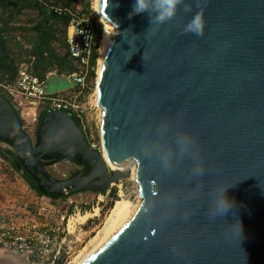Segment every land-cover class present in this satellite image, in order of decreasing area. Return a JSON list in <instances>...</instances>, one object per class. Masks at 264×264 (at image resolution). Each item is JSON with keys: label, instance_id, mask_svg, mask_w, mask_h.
Returning a JSON list of instances; mask_svg holds the SVG:
<instances>
[{"label": "water", "instance_id": "water-1", "mask_svg": "<svg viewBox=\"0 0 264 264\" xmlns=\"http://www.w3.org/2000/svg\"><path fill=\"white\" fill-rule=\"evenodd\" d=\"M98 3L118 32L102 63L101 140L121 168L110 170L66 111L40 115L33 137L1 93L0 142L49 197L102 193L136 165L138 199L82 264H264V0H180L151 25L147 13L129 18L134 0ZM197 14L202 37L185 32ZM73 88L66 75L46 78L49 94ZM50 155L86 175L55 178L40 161ZM225 189L230 210L218 214Z\"/></svg>", "mask_w": 264, "mask_h": 264}, {"label": "built area", "instance_id": "built-area-1", "mask_svg": "<svg viewBox=\"0 0 264 264\" xmlns=\"http://www.w3.org/2000/svg\"><path fill=\"white\" fill-rule=\"evenodd\" d=\"M56 11L71 19L73 35L68 43L76 70L66 77L77 92L49 94L46 80L36 76L25 64L19 68L15 85L0 84V87L10 94L16 109L27 104L35 110L43 106L48 112L55 109L66 111L78 122L90 145L102 151V147L95 142V132L100 130L101 134L100 107L96 99H92L97 89L101 46L96 64L92 60L98 45L96 29L104 23L96 9L85 13L84 8L77 6L58 8ZM91 74H94L92 87L87 83ZM93 108L98 111L97 121L89 119L87 111ZM0 150L12 149L0 142ZM67 203L68 206H65L64 200L56 201L37 195L29 202L22 200L0 206V253H16L24 264H72L75 252L83 243L80 237L83 222L78 221L83 210L77 205L73 206V201Z\"/></svg>", "mask_w": 264, "mask_h": 264}, {"label": "trees", "instance_id": "trees-1", "mask_svg": "<svg viewBox=\"0 0 264 264\" xmlns=\"http://www.w3.org/2000/svg\"><path fill=\"white\" fill-rule=\"evenodd\" d=\"M78 5L84 6L85 13L90 12L88 0H0V84L15 85L19 68L24 64L42 80H46L51 72L69 75L76 70L68 43L71 19L68 15L59 14L56 9L74 8ZM102 31L103 25L100 24L96 29L98 45L95 47L93 64H96L99 55ZM93 77L94 74H91L87 80L90 87L93 86ZM0 93L13 103L10 94L1 87ZM40 109V115L48 112L47 108ZM50 157L54 158L52 155ZM0 158L10 163L14 171L20 172L26 184L37 195L56 201L63 199L49 197L40 192L35 180L18 168L19 162L14 152L0 150ZM68 159L75 161L71 157ZM105 192L107 190L102 193ZM116 198L117 194L114 190L111 194L112 202L108 207L113 205Z\"/></svg>", "mask_w": 264, "mask_h": 264}, {"label": "rangeland", "instance_id": "rangeland-1", "mask_svg": "<svg viewBox=\"0 0 264 264\" xmlns=\"http://www.w3.org/2000/svg\"><path fill=\"white\" fill-rule=\"evenodd\" d=\"M90 2V11L94 12L96 9L95 0H88ZM84 8L83 5H78ZM102 19V18H101ZM103 21V20H102ZM104 23V22H103ZM105 34L111 32V28L104 23ZM104 33V31H103ZM104 34V35H105ZM103 36V35H102ZM103 38V37H102ZM102 41V40H101ZM95 100L94 98H92ZM41 106L40 108H42ZM37 109L38 120L40 116V110ZM23 119L24 128L35 137V132L38 126V121L36 125H31L29 123V118H32L33 108L29 105H24L17 109ZM35 110V109H34ZM89 119L92 121H97L96 116L98 111L93 109H88ZM95 142L102 147L103 153V143L101 140L100 130L98 133L95 132ZM78 168L76 164L70 162L69 160H64L58 164L49 168L51 174L58 178H67L74 170ZM135 168L133 163L130 167L131 171ZM116 190L117 198L111 207L108 204L112 202L111 194ZM138 195V184L135 178H132V174L128 179H124L116 184H113L105 193H95V192H81L64 199L65 206H68V201H73V206H79L83 210V216L87 217L81 220L82 217L78 218L79 222H83L81 239L82 244L77 249L74 254V262L72 264H77L85 256H87L95 246L101 241L105 236L108 228L113 224L114 220L117 219L118 209L124 202H134ZM37 193L33 191L25 182L21 173L16 172L12 169L10 163L5 160L0 159V206H8L10 202H21L22 200L31 201ZM89 214V215H88ZM0 264H24L21 256L16 253L11 252H1L0 253Z\"/></svg>", "mask_w": 264, "mask_h": 264}, {"label": "clouds", "instance_id": "clouds-1", "mask_svg": "<svg viewBox=\"0 0 264 264\" xmlns=\"http://www.w3.org/2000/svg\"><path fill=\"white\" fill-rule=\"evenodd\" d=\"M180 0H134L132 11L129 13V18L141 13H147L149 16V22L151 24H163L166 21L173 18L176 11V6ZM104 5L99 4L98 9L103 8ZM118 28V25H117ZM206 28V21L202 14L195 15L189 24L185 28V32L192 33L197 37L204 35ZM115 34H118L116 32ZM114 34V35H115ZM131 59V56H129ZM145 59V57H143ZM178 142L187 146L190 143V139L187 136L178 138ZM163 162L165 166H168V154H163ZM230 198L227 196V190H224L223 196L218 198L215 202V210L218 214H226L230 210ZM236 235H242V224L238 222L235 227Z\"/></svg>", "mask_w": 264, "mask_h": 264}, {"label": "bare ground", "instance_id": "bare-ground-1", "mask_svg": "<svg viewBox=\"0 0 264 264\" xmlns=\"http://www.w3.org/2000/svg\"><path fill=\"white\" fill-rule=\"evenodd\" d=\"M98 5H99L98 0H95L96 11L99 13ZM103 22L107 26H109L111 28V32L108 33V34H105V30H104V33H103V36H102L103 38H102V41H101V49H100L101 55L99 57V62H100L99 77H98V82H97V89H96V92H95L96 101L98 100V97H99V94H100V82H101V71H102L103 58H104L105 52H106L111 40H112V37H113V35L115 33V27L113 25L105 22L104 20H103ZM99 114H100V118L102 119V110H101V108H100ZM103 156H104V159L107 162V165L109 166L110 170H117V169L121 168V164L120 163L115 162L113 159H111L109 157V155L107 154L106 149H105L104 146H103ZM132 178L136 179V165H135V168L132 169ZM137 199H138V197H137ZM137 199H135V201ZM135 201L134 202H128V203L124 202L119 207L117 219H115L113 224L108 228V230L106 231L105 236L101 239V241L97 244V246H95L94 249L87 256H85V258H83L81 261H79L77 264H82L104 242V240L108 237V235L112 232V230L116 227V225L124 217V215L127 213V211L135 204ZM86 217H87V215L83 216L82 219L81 218L80 219L83 221V219H85Z\"/></svg>", "mask_w": 264, "mask_h": 264}, {"label": "flooded vegetation", "instance_id": "flooded-vegetation-1", "mask_svg": "<svg viewBox=\"0 0 264 264\" xmlns=\"http://www.w3.org/2000/svg\"><path fill=\"white\" fill-rule=\"evenodd\" d=\"M10 151H12V150H10ZM13 152V151H12ZM44 159H46V160H44ZM69 160L70 162H72V163H74V164H76V166L78 167V168H76V170H74L69 176H67V178H70V177H73V176H76V175H78V174H80V173H82V175H86V171L84 170V167H82V166H79L75 161H73V160H71V159H68V157L67 158H65V159H63L62 161H64V160ZM57 160V158H51L50 156L48 157V158H46V157H44V158H42L40 161L43 163V165L46 167V169L48 170V172L51 174V172H50V170H49V168L50 167H52V166H54V165H51L53 162H55ZM61 161V162H62ZM18 165V168L21 170V172L22 173H26V172H24V170L22 169V168H20V165H19V163L17 164ZM52 175V174H51ZM56 178V177H55ZM67 178H64V179H67ZM58 179V178H57ZM60 180H63V179H60Z\"/></svg>", "mask_w": 264, "mask_h": 264}, {"label": "crops", "instance_id": "crops-1", "mask_svg": "<svg viewBox=\"0 0 264 264\" xmlns=\"http://www.w3.org/2000/svg\"><path fill=\"white\" fill-rule=\"evenodd\" d=\"M76 87L73 88L72 90H69L71 93H73L75 91ZM33 115H32V118H29V123H31V125H36L37 124V121H38V114H37V110H34L33 109ZM23 120V119H22ZM4 206V205H2Z\"/></svg>", "mask_w": 264, "mask_h": 264}]
</instances>
